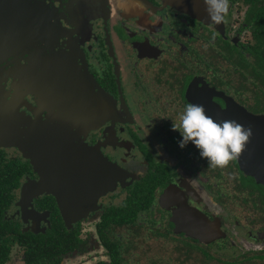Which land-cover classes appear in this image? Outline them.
Here are the masks:
<instances>
[{
  "label": "flooded vegetation",
  "instance_id": "obj_1",
  "mask_svg": "<svg viewBox=\"0 0 264 264\" xmlns=\"http://www.w3.org/2000/svg\"><path fill=\"white\" fill-rule=\"evenodd\" d=\"M22 1L0 61V264H264V156L210 168L172 130L205 88L264 116V0H229L220 25L203 0Z\"/></svg>",
  "mask_w": 264,
  "mask_h": 264
},
{
  "label": "clouds",
  "instance_id": "obj_2",
  "mask_svg": "<svg viewBox=\"0 0 264 264\" xmlns=\"http://www.w3.org/2000/svg\"><path fill=\"white\" fill-rule=\"evenodd\" d=\"M210 25H220L225 22L229 13V0H203ZM173 131H179L182 136L180 147L189 142L200 151L202 158L210 168H225L230 162L237 160L252 135L251 127H244L235 120L215 121L206 114L203 105L187 104L178 116V122H173Z\"/></svg>",
  "mask_w": 264,
  "mask_h": 264
},
{
  "label": "water",
  "instance_id": "obj_3",
  "mask_svg": "<svg viewBox=\"0 0 264 264\" xmlns=\"http://www.w3.org/2000/svg\"><path fill=\"white\" fill-rule=\"evenodd\" d=\"M22 4V0H0V61L10 48V45L17 46L23 43L21 40L12 41L9 39V37L12 36V33H16L17 29L23 27L22 24H20L21 20L19 19L29 18L30 14L33 12L31 7L27 10L18 9ZM17 16L20 18H15ZM214 95L216 94L212 90L205 88L203 107L208 116L212 117L217 122L223 120H235L244 127H251L252 129L250 142L238 158L242 170L248 175V170L250 171L251 169V162H259L264 156V116H254L249 112H244L237 104L228 99V102L226 101L227 104L225 109L220 108L213 101L215 97ZM77 149L78 153L86 156L85 152L82 153L79 148ZM94 161L95 159L93 158L92 164L95 166ZM36 166H38V164H36ZM50 180L53 181V179ZM69 182H73V180H69ZM95 184L96 183H92V185Z\"/></svg>",
  "mask_w": 264,
  "mask_h": 264
},
{
  "label": "trees",
  "instance_id": "obj_4",
  "mask_svg": "<svg viewBox=\"0 0 264 264\" xmlns=\"http://www.w3.org/2000/svg\"><path fill=\"white\" fill-rule=\"evenodd\" d=\"M255 55H256L257 59L264 61V52H256ZM0 180H1V178H0ZM2 262H4V260Z\"/></svg>",
  "mask_w": 264,
  "mask_h": 264
},
{
  "label": "rangeland",
  "instance_id": "obj_5",
  "mask_svg": "<svg viewBox=\"0 0 264 264\" xmlns=\"http://www.w3.org/2000/svg\"><path fill=\"white\" fill-rule=\"evenodd\" d=\"M17 139H18V141H19L18 144H21L20 138H17ZM238 234H239V233H237V235H238ZM238 236H241V235L239 234ZM234 257H235V255L232 256V257H225V259H234Z\"/></svg>",
  "mask_w": 264,
  "mask_h": 264
}]
</instances>
